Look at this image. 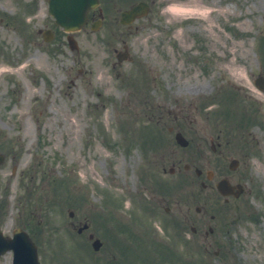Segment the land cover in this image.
I'll use <instances>...</instances> for the list:
<instances>
[{"label": "rangeland", "instance_id": "rangeland-1", "mask_svg": "<svg viewBox=\"0 0 264 264\" xmlns=\"http://www.w3.org/2000/svg\"><path fill=\"white\" fill-rule=\"evenodd\" d=\"M47 1L0 0V70H9L0 73V145L8 153L0 176L8 181L13 211L23 210L21 224L26 222L25 211H31L35 215L32 230L38 233L36 214H46L41 225L46 234L39 243L45 245L42 255L47 262L71 259L73 253L87 259L89 248L85 250L82 242L87 235L78 236L71 228L69 211H75L74 220L86 215L93 219L96 234L104 239L105 217L96 215L95 209L103 204L114 207L119 199L125 211H140L143 226L153 224L159 235L166 236L163 225L169 217L159 206L153 208L159 214L145 211L147 202L138 198H150V187L156 186L158 176L170 181L172 213L186 212V203L192 205L191 211L198 205L189 194L186 200L187 182L179 181L182 175L163 173L161 160L163 156L169 160L170 151L151 146L153 142L146 140L149 134L141 132L148 121L139 119L138 111L151 106L139 101L145 100L141 87L137 93L118 87L121 81L133 79H115L111 70V63L117 61L115 52L128 45L136 63L126 62L120 70L124 76L136 75L144 67L155 70L152 105L157 104L156 116L163 117L160 127L169 141L166 123L170 125V108H177L175 99L181 96L186 103L189 90H201L206 98L215 95L208 110L217 112L205 109L203 116L196 112L200 125L194 130L203 124L207 134L220 135L224 144L220 154L227 159L217 156L215 160L209 145L204 156L199 155L197 164L204 171V181L208 182V171L216 176L204 200L212 199L211 206L221 213L225 230L221 227L217 244L228 243L237 264H264V92L254 85L264 75V0H159L151 15L131 29L120 25L119 19L134 0H118L106 6L109 17L98 31L88 26L75 34L79 49L74 51L67 45L66 34L54 26ZM45 27L57 31L56 40H43L38 30ZM224 107L228 109L221 110ZM244 115L251 119L255 115V122L243 121ZM155 124L153 120L150 125ZM249 136V166L231 171V158L247 147L244 141ZM37 140L42 142L38 148ZM154 148L147 159L145 154ZM190 150L176 152L174 161H182L181 168L191 162L194 151ZM16 158L21 170L23 165L34 167L25 177L29 184L34 182L31 200L24 193L20 197L19 181L9 178ZM173 159L165 160L167 171ZM146 176H151L147 182ZM226 176L239 182L250 176L253 192L260 194L251 197L246 193L230 208H223L216 184ZM176 183L177 189L173 188ZM176 202L182 203L184 211H177ZM253 211L258 215H251ZM172 222L170 218L171 233L176 231ZM139 232L146 236L143 228ZM211 242L199 246L178 240L175 249L178 255L190 252L207 260L206 255L212 261L206 262L220 264L215 256L217 244L205 251ZM147 254L152 257L151 252Z\"/></svg>", "mask_w": 264, "mask_h": 264}, {"label": "flooded vegetation", "instance_id": "flooded-vegetation-1", "mask_svg": "<svg viewBox=\"0 0 264 264\" xmlns=\"http://www.w3.org/2000/svg\"><path fill=\"white\" fill-rule=\"evenodd\" d=\"M141 1H145V0H141ZM100 2H101V0H100ZM99 15H100V11L99 10H93V11H91L89 13L88 18H89L90 21H94V20H96L99 17ZM172 113L173 112L170 111V134L173 135L174 140L176 138V134L177 133H181L184 137H186L188 139V141L190 142L189 145L190 146H197L199 148L198 150L203 149L208 144V142H209L210 143V146H211V149L213 150V152L215 154H217V156L219 157L220 160H222V156L225 157L224 154H222V156L220 154V152L222 150V147L224 146V144L222 142H220V139H221V136L220 135H218L217 138L210 137L208 139L207 138V132H205V129L204 128H200L198 130H194V129H190L189 126H188V124H186L188 126V128H186L184 126V124L177 123V120L179 119L178 118V115L181 116L183 119H185V115H184L185 113L184 112H178V113H173V114ZM171 115H173V117ZM145 117L146 118H149V119H152L153 118L150 115H145ZM200 132H204V133L203 134H200ZM187 135H192V136H190L188 138ZM175 142H176V140H175ZM227 144H229V140H228ZM179 148H181L182 150H185L186 149V148H182L180 146H179ZM225 158L227 159V157H225ZM232 159L233 160H236L237 165H238V168L241 167V166L242 167H248L249 166V163L248 162L251 160L250 155L245 150H243L241 152H238L235 157L231 158V160ZM172 166H173V168L170 169V172L173 173V172H176L177 171V173H178V172H181L182 171V169L180 168V166L179 165L177 166L176 163H173ZM176 166H177V169H176ZM185 167H184L185 173L186 174L190 173L191 169H186ZM201 176H202V174L201 175H198V173H197V177L198 178H200ZM229 180H230V183L232 185H238V184L240 185V182L239 181H234V180L231 179V177L229 178ZM201 184L205 186L204 183H201ZM166 189L169 192H168L167 195L163 196L160 199V202H165V199L166 198H169V202H168L169 203V206H166L165 207V211L170 215V195H169L170 194V181H169V186ZM241 196H243V195H241ZM241 196L239 198H235V197L234 198L235 199H240ZM179 211H181V210H179ZM204 211H206V210H204V208H202V211L198 214V217L196 218L197 221H202V222H205L206 223L207 213H203ZM184 219L187 222H189L190 219H191L190 218V215H184ZM82 225L83 224H82V222L80 220H78L77 223H73V226L75 228H78V231H79V229H81ZM195 232H196V234L199 233V231L197 229L195 230ZM207 238H208V236H206V234H205V239H207ZM112 242L113 241H105L103 243L104 252L106 251L107 253L110 254V255L107 254V256L105 257L106 260H109L111 263H114V264H118V263H120V264H126V260L127 259H129V260H132L133 259L131 256L128 257L127 255L125 256V255H121L120 254V252H121L120 250L125 251V254H126L127 253L126 250H128L127 247L120 246L119 249H117V247L115 245H113ZM135 258H136L135 259V261H136L138 257L135 255ZM138 262H139V260L137 261V263Z\"/></svg>", "mask_w": 264, "mask_h": 264}, {"label": "water", "instance_id": "water-1", "mask_svg": "<svg viewBox=\"0 0 264 264\" xmlns=\"http://www.w3.org/2000/svg\"><path fill=\"white\" fill-rule=\"evenodd\" d=\"M97 3L98 0H51L50 12L66 30H75L85 23L88 10ZM138 8H134L127 15L134 16ZM220 188L224 191L223 187Z\"/></svg>", "mask_w": 264, "mask_h": 264}, {"label": "bare ground", "instance_id": "bare-ground-1", "mask_svg": "<svg viewBox=\"0 0 264 264\" xmlns=\"http://www.w3.org/2000/svg\"><path fill=\"white\" fill-rule=\"evenodd\" d=\"M1 72H7V70H5V68H3L2 70H0V73Z\"/></svg>", "mask_w": 264, "mask_h": 264}]
</instances>
